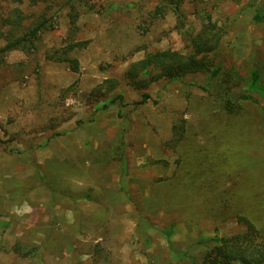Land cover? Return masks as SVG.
<instances>
[{"label":"rangeland","instance_id":"1","mask_svg":"<svg viewBox=\"0 0 264 264\" xmlns=\"http://www.w3.org/2000/svg\"><path fill=\"white\" fill-rule=\"evenodd\" d=\"M263 8L0 0V48L30 40L0 66V264H202L211 238L245 231L238 214L264 232ZM210 23L211 70L129 83L133 62L193 51ZM77 41L78 73L49 58Z\"/></svg>","mask_w":264,"mask_h":264},{"label":"trees","instance_id":"2","mask_svg":"<svg viewBox=\"0 0 264 264\" xmlns=\"http://www.w3.org/2000/svg\"><path fill=\"white\" fill-rule=\"evenodd\" d=\"M20 1V0H19ZM176 10L179 9V1L174 3ZM257 22L264 21V8L262 12L255 15ZM7 22L6 19H4ZM44 22L31 29L30 35H34L43 29ZM29 38L25 36H13L0 48V66L4 63L9 51L25 45ZM87 41L71 42L62 51H55L50 54V59L67 62L74 72L80 71V63L73 54L79 45H85ZM220 43V33L214 23L205 26L204 29L193 39V51L183 53L178 50L160 49L150 51L145 56L133 62L126 71V78L129 83L137 88H147L152 82L162 77L169 79H180L190 73H197L211 70L213 60L210 54L215 51ZM218 70H213L216 74ZM254 80L257 81L256 72L253 73ZM108 82L111 80H107ZM112 87H115V85ZM149 94H143L142 104L149 99ZM115 98L110 102H115ZM177 123L173 127V136L169 140V145L177 147L185 136L186 123ZM239 224L245 227V231L224 235L220 238H211L216 244L208 250L203 257L202 264H264V232L259 229L249 217L238 214L236 217ZM171 234V232H170ZM180 256L187 257L186 252H179ZM191 264H197L192 259Z\"/></svg>","mask_w":264,"mask_h":264}]
</instances>
